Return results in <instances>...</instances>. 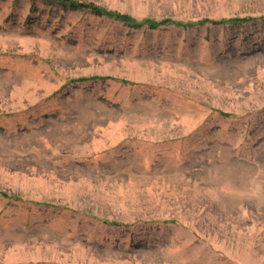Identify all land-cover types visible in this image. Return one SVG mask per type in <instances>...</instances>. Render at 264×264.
I'll return each mask as SVG.
<instances>
[{"label":"rangeland","instance_id":"1","mask_svg":"<svg viewBox=\"0 0 264 264\" xmlns=\"http://www.w3.org/2000/svg\"><path fill=\"white\" fill-rule=\"evenodd\" d=\"M0 264H264V0H0Z\"/></svg>","mask_w":264,"mask_h":264},{"label":"trees","instance_id":"2","mask_svg":"<svg viewBox=\"0 0 264 264\" xmlns=\"http://www.w3.org/2000/svg\"><path fill=\"white\" fill-rule=\"evenodd\" d=\"M68 4L71 6L72 9L85 8V7L90 8L91 12L94 15H97V16H107V17H110V18H114V19L120 20V21L124 22L125 24L131 26L130 25L131 18L128 15H126V14L106 12L103 9L99 8V7H96V6H93V7L92 6H86V5L81 4V3H72V2L69 3L68 2ZM232 21L233 22H239L240 20L239 19H234ZM142 23L147 24L148 26H150L152 28H156L159 25H164V24L171 23V21H169V20H163V21H160V22L155 23V22H152V21L147 20V21H144ZM134 26H139V25L137 24V25H134Z\"/></svg>","mask_w":264,"mask_h":264}]
</instances>
